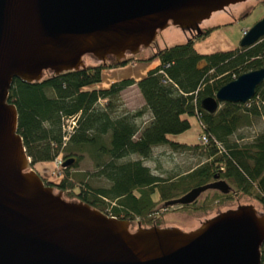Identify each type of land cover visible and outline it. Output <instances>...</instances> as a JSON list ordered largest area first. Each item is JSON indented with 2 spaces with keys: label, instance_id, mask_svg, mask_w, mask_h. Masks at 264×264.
I'll use <instances>...</instances> for the list:
<instances>
[{
  "label": "water",
  "instance_id": "obj_1",
  "mask_svg": "<svg viewBox=\"0 0 264 264\" xmlns=\"http://www.w3.org/2000/svg\"><path fill=\"white\" fill-rule=\"evenodd\" d=\"M243 0H0V264H259L264 211L237 203L191 229L130 228L128 218L62 195L31 166L7 100L13 78H41L84 66V56L120 64L148 47L168 24L199 36L214 11ZM264 35V14L239 38L249 46ZM264 80V66L239 73L199 99L207 112L221 102L244 103ZM73 157L62 160L67 165ZM217 176V175H215ZM216 178L164 205L188 204Z\"/></svg>",
  "mask_w": 264,
  "mask_h": 264
},
{
  "label": "trees",
  "instance_id": "obj_2",
  "mask_svg": "<svg viewBox=\"0 0 264 264\" xmlns=\"http://www.w3.org/2000/svg\"><path fill=\"white\" fill-rule=\"evenodd\" d=\"M212 27L199 36L183 32L185 39L172 44L159 45L154 39L147 55L137 52L122 60L157 57L158 62L138 79L123 77L104 87L89 86L100 79L103 67L114 65L89 56H84L83 67L55 74L44 71L41 78L31 81L13 78L7 100L16 108V131L31 166L56 156L61 161L73 157L54 171L60 175L58 180H43L68 199L84 200L110 215L142 225H161L156 216L160 203L166 207V200L214 178L225 180L229 190L211 188L212 192L194 208L205 209L210 201L220 203L246 195L264 211V127L251 134L239 131L255 119L264 121V80L244 103L221 102L212 112L199 105L202 96L213 95L218 86L239 73L264 66V35L246 47L197 52L193 41ZM131 84L137 87L143 105L132 111L119 110L120 91ZM145 112L149 117L138 121ZM72 115L76 116L75 124L64 140L62 123ZM188 116L200 121V133L207 136L205 143L198 140L188 144L169 138L189 127ZM158 144L182 150L199 147L206 159L160 175L141 160ZM83 153L94 161V175L105 178L107 184L91 185L85 179L86 172L75 168ZM133 153L138 157L127 158ZM259 264H264V240Z\"/></svg>",
  "mask_w": 264,
  "mask_h": 264
},
{
  "label": "rangeland",
  "instance_id": "obj_3",
  "mask_svg": "<svg viewBox=\"0 0 264 264\" xmlns=\"http://www.w3.org/2000/svg\"><path fill=\"white\" fill-rule=\"evenodd\" d=\"M256 0H247L243 3V9L247 10L251 4ZM264 14V2H258L255 4L250 13L239 18L233 19L227 13H218L214 11L210 16L203 21L206 25L213 26L203 36L195 38L192 45L193 48L200 53L211 52L214 50H224L232 48L238 45L239 38L243 34V30L248 28L256 19ZM185 39L183 31L173 25H167L155 36V40L160 44H172L181 42ZM151 45V44H150ZM149 45V46H150ZM145 47L139 51L140 55H147L150 52V47ZM158 62L157 57H152L144 60H133L112 66L103 67L100 72V79L96 82L91 83L89 86L92 87H104L109 84L112 80H116L123 77H132L138 79L143 76L145 71L155 65ZM128 91L120 93L121 98L129 100L131 105L136 107L139 100L134 96L133 92L136 91V86L133 84ZM136 94V93H135ZM138 109V108H136ZM135 110V109H134ZM129 111V110H128ZM147 118L145 117L144 120ZM189 127L182 132L172 134L173 140L186 142L188 144L197 143L201 126L198 119L195 116H188ZM260 128V123L255 119L249 126L241 128L239 131L251 134ZM170 137V136H169ZM171 139V138H170ZM138 155L133 153L127 156V158H137ZM206 159L205 153L199 147H193L189 149H174L168 144H158L151 148L149 156L142 158V163L146 164L160 175H166L168 172H175L187 169L194 166ZM39 175L50 181H56L59 178V174L54 172V161L43 160L36 161L33 164ZM76 169L86 172L85 179L91 185H105L107 180L102 176L94 175L95 167L94 161L88 155L83 153L81 159L75 166ZM212 192L211 188L201 191L193 204H187L184 208H177L179 205H167L166 207L157 206L156 216L160 220L161 225H174L181 229L188 230L196 227L201 220L209 217L217 210H222L228 207H233L237 203H252L257 210H262L261 205L253 198L240 195L239 197H232L223 202L218 203L216 200L207 203L205 209L194 208L199 205L205 195H209ZM62 195L65 198H69L64 193ZM106 208V207H105ZM132 227L136 226L134 220ZM141 224V223H140ZM142 225V224H141Z\"/></svg>",
  "mask_w": 264,
  "mask_h": 264
},
{
  "label": "flooded vegetation",
  "instance_id": "obj_4",
  "mask_svg": "<svg viewBox=\"0 0 264 264\" xmlns=\"http://www.w3.org/2000/svg\"><path fill=\"white\" fill-rule=\"evenodd\" d=\"M247 1V0H243V1H238V2H235V3H231V4H228L227 6H225L223 9H220V10H217L218 13H227L229 14L233 19L235 18H239V17H242L244 15H247L250 13L252 7L257 4L258 2H264V0H256L253 4H251L249 6V8L247 10H244L243 8V3ZM201 27L203 29V31H205L206 28L210 27L208 25H206V22L205 21H202L201 23ZM189 35H191L189 32H187ZM192 36V35H191ZM114 59V57L112 55H108L107 56V60H106V63H109L110 61H112ZM216 179V178H214ZM213 179V180H214ZM130 228H133L132 227V223L130 222Z\"/></svg>",
  "mask_w": 264,
  "mask_h": 264
},
{
  "label": "built area",
  "instance_id": "obj_5",
  "mask_svg": "<svg viewBox=\"0 0 264 264\" xmlns=\"http://www.w3.org/2000/svg\"><path fill=\"white\" fill-rule=\"evenodd\" d=\"M244 31H245V29L243 30V32ZM75 119H76V116L75 115L68 116V117H65L64 118L63 123H62V131H63L62 138L64 140L67 138L69 132L72 130V127L75 124ZM199 124L202 127L200 121H199ZM198 138H199V140L201 142H204L205 143L207 141V136H206V134L204 132L199 133ZM218 147H219V145H218ZM53 161H54V171L57 172L62 167V161H61V159H60L59 156H56L53 159Z\"/></svg>",
  "mask_w": 264,
  "mask_h": 264
},
{
  "label": "crops",
  "instance_id": "obj_6",
  "mask_svg": "<svg viewBox=\"0 0 264 264\" xmlns=\"http://www.w3.org/2000/svg\"><path fill=\"white\" fill-rule=\"evenodd\" d=\"M132 85H133V84H131V85H129V86L123 88V89L120 91V93L123 92V91H124L125 93H128V91L130 90L129 88H130ZM134 85H135V84H134ZM135 93H136V94H135ZM133 94H134V96L139 100V103L136 105V107H134L133 105H131V103H130L129 100H126V99H124V98H123V99L121 98L122 101H120L121 104H120V108H119V110H129V111H132V110H134V109H136V108H140V107L143 105V99H142L141 95L139 94V91H138L137 87H136V91L133 92ZM145 117H146V118L149 117L148 112H145L142 116H140L139 118H137V120L143 122V119H145ZM144 121H145V120H144ZM258 121H259V123H260V128H263V127H264V121H263V120H258ZM169 136H170L169 138H171V139H172V137H174L172 134H170ZM171 136H172V137H171Z\"/></svg>",
  "mask_w": 264,
  "mask_h": 264
}]
</instances>
